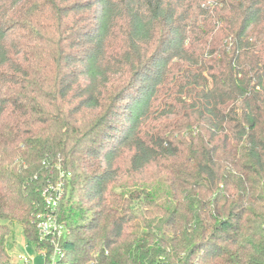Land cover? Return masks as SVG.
I'll return each mask as SVG.
<instances>
[{
  "label": "trees",
  "instance_id": "1",
  "mask_svg": "<svg viewBox=\"0 0 264 264\" xmlns=\"http://www.w3.org/2000/svg\"><path fill=\"white\" fill-rule=\"evenodd\" d=\"M14 225L54 264H264V0H0V264Z\"/></svg>",
  "mask_w": 264,
  "mask_h": 264
},
{
  "label": "built area",
  "instance_id": "2",
  "mask_svg": "<svg viewBox=\"0 0 264 264\" xmlns=\"http://www.w3.org/2000/svg\"><path fill=\"white\" fill-rule=\"evenodd\" d=\"M65 176H69V173L65 174L64 172H60V180L55 185H49L42 192V196L49 208V211L36 215V218L34 219L36 228L39 231L41 238L47 235L60 237L64 232L62 225H60L56 220L55 211L59 200L64 194ZM60 254L61 250L59 248H55L49 259L47 261L45 260V264H54L55 260H52L51 257L54 255L58 256ZM17 258L19 262H22L23 264H29L32 261V259L27 255L19 254Z\"/></svg>",
  "mask_w": 264,
  "mask_h": 264
},
{
  "label": "rangeland",
  "instance_id": "3",
  "mask_svg": "<svg viewBox=\"0 0 264 264\" xmlns=\"http://www.w3.org/2000/svg\"><path fill=\"white\" fill-rule=\"evenodd\" d=\"M13 230V237L10 239L9 243L7 244L9 254L11 255V261L17 262L18 264H23L22 262H19L17 256L19 254L21 255H27L32 259V261L29 264H45V256L42 251H39L34 248V246L27 244L26 239L23 235L22 229L14 225ZM55 248H59L58 245L55 243L52 254ZM51 254V255H52ZM58 258L57 255H54L51 257L52 260H56Z\"/></svg>",
  "mask_w": 264,
  "mask_h": 264
}]
</instances>
